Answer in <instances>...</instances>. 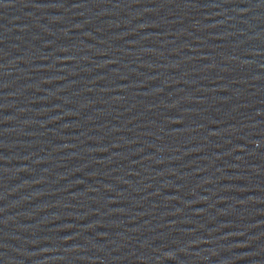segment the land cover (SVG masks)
<instances>
[{
	"label": "water",
	"instance_id": "obj_1",
	"mask_svg": "<svg viewBox=\"0 0 264 264\" xmlns=\"http://www.w3.org/2000/svg\"><path fill=\"white\" fill-rule=\"evenodd\" d=\"M0 59L264 99V0H0Z\"/></svg>",
	"mask_w": 264,
	"mask_h": 264
}]
</instances>
